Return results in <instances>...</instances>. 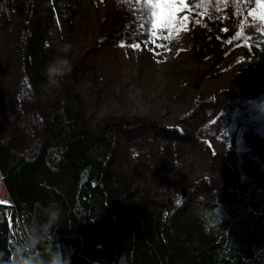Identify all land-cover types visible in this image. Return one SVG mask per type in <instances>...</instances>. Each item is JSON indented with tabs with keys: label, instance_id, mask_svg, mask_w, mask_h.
I'll return each mask as SVG.
<instances>
[{
	"label": "trees",
	"instance_id": "16d2710c",
	"mask_svg": "<svg viewBox=\"0 0 264 264\" xmlns=\"http://www.w3.org/2000/svg\"><path fill=\"white\" fill-rule=\"evenodd\" d=\"M238 2L239 10L232 0L219 4L228 27L241 26L246 0ZM77 9L76 0H0V55L4 56L0 77L16 81L10 96L7 86H0L5 91L0 93V107H11L26 119L14 122L8 140L0 141V183L11 201L10 206L0 204V252L11 254L32 225L46 221L44 209L56 204L62 210L60 223L53 224L49 241L71 253L70 264H264L260 154L212 152L201 142L194 144L190 133L157 125L153 132L175 145L177 160L184 152L230 168L238 177L228 192L219 188L217 180H202L183 188L176 199L153 198L114 169V128L104 127L102 136L95 138L80 109L79 95L77 107L61 98L51 106L39 102L40 95L48 92L41 85L44 67L53 58L50 30L59 15L73 26ZM216 25L212 23L207 31L197 26L193 41L200 54L195 57L207 55L206 38L218 30ZM258 47L259 60H264V42ZM232 81L236 83L210 101L206 122L216 125L244 110L264 123V93L237 85L238 77ZM200 110L195 102L185 115L192 118L189 126L196 135L204 124L196 120ZM29 112L38 115L43 131L42 147L34 158L25 154L31 139ZM245 174L247 178L242 177Z\"/></svg>",
	"mask_w": 264,
	"mask_h": 264
},
{
	"label": "rangeland",
	"instance_id": "374dc122",
	"mask_svg": "<svg viewBox=\"0 0 264 264\" xmlns=\"http://www.w3.org/2000/svg\"><path fill=\"white\" fill-rule=\"evenodd\" d=\"M187 2L189 7L179 13L188 17L185 28L170 41L149 42L151 36L146 40L144 35L147 28H141L144 21L139 8L143 0L127 3L76 0L78 9L73 26L59 15L49 37L52 56H67L72 70L63 78L59 89L39 97V102L47 106L61 98L77 107L75 96L79 95L80 109L95 138L102 136L104 127L114 128V169L132 178L140 193L158 199H176L183 188L202 180H217L219 188L228 192L238 176L230 168L184 152L180 153L181 161L177 160L173 152L175 145L164 142L153 132L157 125L175 128L179 134L190 133L194 144L201 142L202 148L212 152L230 149L236 154L240 150H252L264 159L262 121L239 110L216 125L206 122L210 115L207 107H212L210 101L217 100V93L235 84L234 77L239 78L237 85H249L264 93V60H259L258 47L264 42V34L248 16L255 8L254 0L251 4L246 0L240 28L228 27L224 10L213 12L212 3L205 11L193 7L190 0ZM212 23L218 24V30L206 38L207 55L197 58L200 51L194 46L193 33L197 26L207 31ZM162 35L167 36V31ZM229 40L232 42L228 43ZM130 44L139 47H129ZM0 57L4 59L3 54ZM5 61H9L7 57ZM1 85L7 86L6 95L10 96L16 81L2 76ZM0 93L5 91L0 88ZM195 102L201 110L193 115L197 113V122L204 123L198 135L189 126L192 118L185 116ZM31 114V139L25 150L28 158L38 155L43 137L38 115ZM24 121L25 117L11 107H0V141L8 140L14 122ZM121 126L123 130L118 129ZM0 204L11 205L1 183Z\"/></svg>",
	"mask_w": 264,
	"mask_h": 264
},
{
	"label": "clouds",
	"instance_id": "9594fccd",
	"mask_svg": "<svg viewBox=\"0 0 264 264\" xmlns=\"http://www.w3.org/2000/svg\"><path fill=\"white\" fill-rule=\"evenodd\" d=\"M72 70L67 56L53 57L44 67L42 90L59 89L63 78ZM61 209L50 204L44 209L46 221L32 225L23 238L15 244L11 254L0 252V264H70L71 253L63 246L49 241L53 224L60 223Z\"/></svg>",
	"mask_w": 264,
	"mask_h": 264
},
{
	"label": "snow or ice",
	"instance_id": "6c2138e0",
	"mask_svg": "<svg viewBox=\"0 0 264 264\" xmlns=\"http://www.w3.org/2000/svg\"><path fill=\"white\" fill-rule=\"evenodd\" d=\"M128 0H118V3H127ZM139 2V0H137ZM228 0H200L198 4H193V7H202L208 11V4L212 3V11L215 12L219 8L220 3H227ZM239 10L238 0H232ZM248 3H253V0H248ZM255 8L248 12V16L252 17L254 22H257V28L264 34V0H254ZM189 7L187 0H143L142 6L139 8L140 18L144 23L141 28H147L144 34L147 40L151 36V41L155 42L156 39L171 40L173 36L177 35L182 29L185 28V22L188 20L187 16H180L179 13L183 12ZM213 18V17H209ZM199 23V21H197ZM167 31L168 35L164 36L162 33ZM227 31V29H224ZM237 39L240 38V33H237ZM232 41L229 40L228 43ZM123 47V45H120ZM129 47L138 48L139 44H130ZM162 47V45H158Z\"/></svg>",
	"mask_w": 264,
	"mask_h": 264
}]
</instances>
